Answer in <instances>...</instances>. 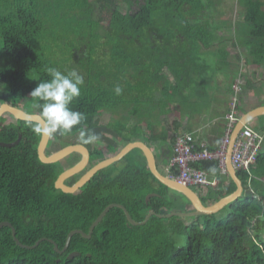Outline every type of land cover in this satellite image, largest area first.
<instances>
[{
	"label": "trees",
	"instance_id": "obj_1",
	"mask_svg": "<svg viewBox=\"0 0 264 264\" xmlns=\"http://www.w3.org/2000/svg\"><path fill=\"white\" fill-rule=\"evenodd\" d=\"M46 1L0 0L2 104L35 103L30 93L40 81L49 79L48 67L67 72L45 41L42 18L52 16L53 9L58 19L71 18L62 15L66 12L76 14L72 17L91 29L90 38H82L81 44L68 50L71 60L74 51L83 57L77 64L85 72L81 96L70 107L86 115L87 131L100 125L105 112L118 116V126L113 129L122 145L137 140L165 144L169 133L179 128V117L191 116L185 108L206 95L205 86H192L194 76L210 72L203 51L222 53L219 67L214 65L215 73L224 68L227 73L230 68L224 29L212 26L201 16L216 6L210 0H141L142 5L133 13L127 11L131 5L128 0ZM239 3L244 11L235 33L239 31L246 38L257 59L252 66L260 67L264 62V3ZM122 5L128 8L122 11ZM96 9L99 14H109L106 26L92 19ZM222 23L230 26L227 21ZM116 86L123 90L119 96L114 93ZM168 119L170 126L161 124ZM0 122L1 143H14L21 134L14 146L0 147V223L11 224L23 245L48 239L61 251L71 231L87 233L110 204L123 206L135 222L143 221L150 212L166 215L185 211L187 200L154 178L138 150L95 174L75 194H64L52 183L61 172L59 164L47 165L38 159L40 135L32 131V126L39 125L14 122L9 114H4ZM95 151L99 155L96 161L107 158V153ZM263 166L264 145L252 170L237 172L242 196L216 214L190 221L152 216L144 225L130 226L122 210L112 208L90 239L74 235L62 253L55 252L48 241L31 250L21 249L14 243L10 229L3 227L0 264H264V199L248 187L253 183L251 173ZM192 168L216 181L214 186L195 187L204 206L235 191L218 161H202ZM176 174L173 168L170 175ZM151 194L156 196L146 202ZM73 253L78 255L70 258Z\"/></svg>",
	"mask_w": 264,
	"mask_h": 264
},
{
	"label": "water",
	"instance_id": "obj_2",
	"mask_svg": "<svg viewBox=\"0 0 264 264\" xmlns=\"http://www.w3.org/2000/svg\"><path fill=\"white\" fill-rule=\"evenodd\" d=\"M4 114H9L10 117L15 119L16 121L32 122V123H36L39 126L43 127L44 122L39 114L27 113V112H24L6 103L0 104V118ZM262 116H264V106L255 108L247 112L235 123V126L230 136L229 145L226 151L225 173H227L231 181L234 183L236 189L230 195L220 198L216 202L209 204L207 206H204L201 203L198 193L195 192L192 188L179 184L174 178H172V176H165L161 174L157 169V161L155 158V154L145 142L140 141V140L132 141L130 143L123 145L122 148L118 150L116 154H114L113 156L107 157L106 159L101 160L97 162L95 165H93L86 173H84L80 177V179L75 184H73L72 186H65L63 185L64 180L77 174L84 168L87 162V154L84 153L85 149L80 145L66 146L50 156H45L44 151H45V147L47 145L49 137L40 135V140L37 145V155H38L39 161L43 164H47V165L54 164L72 153H78L82 155L81 160L75 166L63 171L62 174L59 175V177L57 178L55 182V188L58 190H61V192H63L64 194H75L84 185H86L95 174H97L101 170L107 169L113 164L118 163L133 150H138L143 155L146 161L147 168L149 169L150 173L154 176V178L160 184L165 186L167 189L182 195L187 200V203L185 205V211L170 213L167 215H158L156 213L150 212L144 217L143 221L135 222L134 220H132L129 213L126 211V209L123 206L118 205V204H110L100 213V215L96 218V220L90 225L87 233H84L80 230L71 231L67 235L65 245L61 251L58 250L57 246L55 245L53 241L48 240V239H39L32 246H26V245L21 244L16 238V233H15L14 228L11 226V224L7 222H1L0 229L3 227L9 228L11 231V236H12L14 243L21 249L31 250V249L36 248L42 241H48L50 244L54 246L53 248L55 252L62 253L68 248L70 240L74 235H80L84 239H90L93 233V230L100 224V222L109 212V210L112 208H118L122 210L125 216V219L130 226L144 225L145 223H147V221L152 216H156L161 219L177 217L180 220H184V219H192L194 217L209 216V215L216 214L220 212L222 209H224L227 205L231 204L232 202L240 198L244 192L242 183L239 180L237 173L234 171L231 165L230 158H231V154L233 151L235 141L239 133L244 128H246L247 125L250 124L253 120L259 117H262ZM90 132H94L97 135L98 138L95 141H102L107 144L111 142L110 141L111 139L110 137H108V135L109 136L113 135L114 137L117 136L113 130L107 127H104V126L93 127L90 130ZM19 139L15 143H10V144L0 143V147H12L19 142ZM111 147L115 149L113 145ZM170 163H171V158H170ZM153 196H156V195L155 194L148 195L146 197V202H148L149 199ZM77 255L78 253H73L70 256V258L76 257Z\"/></svg>",
	"mask_w": 264,
	"mask_h": 264
},
{
	"label": "crops",
	"instance_id": "obj_3",
	"mask_svg": "<svg viewBox=\"0 0 264 264\" xmlns=\"http://www.w3.org/2000/svg\"><path fill=\"white\" fill-rule=\"evenodd\" d=\"M228 1L230 0H222V2H220V5L218 7L215 6L208 10L210 11L215 8L214 9L216 10L215 13L223 17L224 21H227L230 24V26L227 27H224L223 24H221V26H223L224 29L222 33L225 36H228L226 38L227 40L226 46L231 42V46L228 48H230V51L231 49L232 50L235 49L234 53L232 54L233 56L232 55H231L232 57L228 56L227 61L230 62L233 57H239L244 59L245 57L256 58L254 57V54L251 51L252 49L250 45L246 42V38L243 35L239 34V31L235 33V29L237 25H233L231 21L226 20L224 18L228 14ZM259 1L264 3V0H259ZM235 5L236 7L234 14H237L239 16V22H240L241 16L244 11L243 5L239 3V0H237V3ZM240 10H242V13L239 14ZM263 11H264V7H263ZM235 39L237 45L239 44L238 48L236 46L232 47V44H235ZM240 47H241V51L239 50ZM237 49L239 51H237ZM209 53H211V56H214V52H212V50L206 51V54ZM239 58H235V59H239ZM252 76L253 78L251 77V75H241V76L237 75V77L233 78V80L231 78L230 80L232 83L234 80L236 81V82L234 81L235 84L233 86V92H231V94H229L228 90H225L222 87V84L220 83V80L226 78L227 75H225V77H222V75H203L201 77L197 75L193 77L194 79L193 81L194 85L192 84L193 88L196 86V84L200 87L205 86L206 95H201L198 101L192 104L193 107L191 106V108L188 107L185 108V112L189 111L191 116L185 114L184 116L179 117V120L181 121L179 128L177 130H173L172 131L173 133H169V137L165 144H160L159 142L153 144L140 140L145 142L155 154V158L157 161V169L161 174L165 176H171L170 172L174 168L170 163V158L172 157V141L176 135L178 134L191 135L195 144L205 145L210 150H215L217 149V147L219 146L225 135V131L227 129L226 118L230 112V105L233 100H236L238 97L236 104V113H235V117L237 119L236 122L247 112L255 108L264 106L263 103L264 87L262 86L264 83V78H262V75H252ZM243 77H245V80H243ZM249 83L250 86L247 85ZM259 83H261V85H258ZM217 84H219V88H217ZM244 85H246V90L243 89ZM224 94L225 96L223 97ZM174 119L177 121L176 117H174ZM160 122L162 125L164 123H166L168 126L171 125L170 119L162 120ZM257 122L264 123V116L253 120L250 124L247 125L246 128L252 130L253 132L258 133L257 131H255V127H257ZM143 127H145V125H143ZM173 127H175L174 124L171 128L173 129ZM261 138H262V148H261L262 150L264 145V137ZM151 145L155 146L157 152H155L154 149H152L153 146ZM222 174L224 173L222 172ZM206 176L209 183L211 184L216 183L214 178L211 179L208 175ZM196 192L199 195L198 189L196 190Z\"/></svg>",
	"mask_w": 264,
	"mask_h": 264
},
{
	"label": "rangeland",
	"instance_id": "obj_4",
	"mask_svg": "<svg viewBox=\"0 0 264 264\" xmlns=\"http://www.w3.org/2000/svg\"><path fill=\"white\" fill-rule=\"evenodd\" d=\"M48 1V0H47ZM46 1V2H47ZM64 1V0H63ZM131 5L128 8V6L122 5V11H125L126 8L128 12L133 13L136 12L139 9V6L142 5V1L139 0L137 3H135V0H128ZM211 2H213L214 4H216V7H218L220 5V1L221 0H210ZM237 0H230L228 1V14L224 17L226 20L231 21V23L233 25H237L239 23V16L237 14H234L235 11V7ZM215 9V8H214ZM210 10L208 12L203 13L201 16L204 19H207L210 21L212 26H219L220 28H223V26H221L222 21H224L223 17L219 16L218 14H216V10ZM57 12H55V10L53 9V11L51 12L52 16H46V18H42L44 21V25H45V41L47 42V47L49 48H53L54 49V57L57 60V62H59V64L61 62H63V66L64 69L63 71H69L72 69H76L80 75H84L85 72L84 70L81 68L82 65L77 64L78 62H81V59L83 57L80 56V54H77L78 52L74 51L72 52V60L69 58L70 54H68V50L71 48V46L73 45H79L81 44V39L85 38L87 36H89L90 38V32L91 29L89 27H87V24L82 23L79 21V19H74L72 16L76 15V14H71L69 12L63 13L70 15L71 18H67L64 17L62 19V17H60V19L57 18L56 15ZM59 13V12H58ZM242 13V10L239 11V14ZM61 14V13H59ZM78 15V14H77ZM92 19H94L95 21H100V25L101 26H106L107 22H108V17L109 14L108 13H103V14H99V12L96 10H94V12L91 15ZM54 18H57L58 20H54ZM94 29H92L93 31ZM228 36H226L227 38ZM230 38V37H229ZM231 44H228L227 46H225V48L230 47ZM237 47L239 46V44L237 45L236 43V39H235V44H232V47ZM222 48V47H221ZM223 47V49H225ZM241 51V47L239 49ZM237 49V51H239ZM235 49H231L228 48L226 50V52L228 54H226V56H230L232 57L233 53H234ZM222 55V53L218 52L215 53L214 52V56H211V53L206 54V52H202V56L204 58V64L206 66H208L210 72L208 73H204L205 75H222V77H225V75H227L226 78H223L222 80H220V83L222 84V87L225 90H228L229 94H231V92H233V86H234V81L233 83L231 82V78L233 80V78L237 77V75L241 76V75H251V77L253 78L252 75H262V78H264V62H262L260 67H257L254 65V67L252 66L253 63L255 61H257L256 58H239V57H233L230 61V65H229V69L227 70V73L224 72L226 69H223V72L220 71L221 73H215L214 67L217 66V61L219 60V56ZM232 55V56H231ZM244 57V56H243ZM235 58H239V59H235ZM244 60V61H243ZM216 61V64H215ZM78 65V66H77ZM215 65V66H214ZM219 67V66H217ZM223 68V67H221ZM233 75V76H231ZM235 75V76H234ZM203 76V75H200ZM243 80H245V77H243ZM236 82V81H235ZM204 85V84H203ZM248 86H250V83L247 84ZM258 85H261V83H259ZM252 86V85H251ZM264 87V83L262 85ZM217 88H219V84H217ZM243 89L246 90V85L243 86ZM238 91V90H236ZM228 94V93H227ZM225 96V94L223 95V97ZM237 97V96H236ZM237 100L238 97L236 99V104H237ZM18 105L20 106H24L25 108H28L29 105H31V113H36L37 111H39V109L37 107H35V103H26L23 104L21 102H17ZM264 103V102H263ZM192 105V104H191ZM193 107V105H192ZM35 109V111H34ZM118 116L116 115H111L110 113H103L102 116L100 117V123L102 125H108L109 128H114L115 126H118L117 123ZM124 121V120H123ZM125 122V121H124ZM106 127V126H105ZM255 131H257L259 133V135L261 137H264V123L263 122H257V127H255ZM152 149H154L155 152L156 148L154 145ZM249 175V173H247ZM251 178L253 180L252 184H248L249 190L252 194L256 195H260L261 197L263 196L264 199V166L261 167L258 170H254V172L251 173ZM214 185V184H213ZM192 189L197 190L195 187H192ZM259 198V197H258ZM191 219H184V221H190ZM261 240L264 241V232L261 235ZM181 245H184V241L183 239L179 240Z\"/></svg>",
	"mask_w": 264,
	"mask_h": 264
},
{
	"label": "built area",
	"instance_id": "obj_5",
	"mask_svg": "<svg viewBox=\"0 0 264 264\" xmlns=\"http://www.w3.org/2000/svg\"><path fill=\"white\" fill-rule=\"evenodd\" d=\"M235 113L236 100H233L226 118L227 129L225 135L214 151L208 150L205 145L195 144L191 135L178 134L174 137L171 165L176 169L177 174L172 178L179 184L190 188L214 186L209 183L204 172L192 168V165L202 161L216 160L221 172L225 173L226 151L237 120ZM261 148V136L248 128H244L235 141L230 158L234 171L236 173L250 171L256 165V158Z\"/></svg>",
	"mask_w": 264,
	"mask_h": 264
},
{
	"label": "clouds",
	"instance_id": "obj_6",
	"mask_svg": "<svg viewBox=\"0 0 264 264\" xmlns=\"http://www.w3.org/2000/svg\"><path fill=\"white\" fill-rule=\"evenodd\" d=\"M47 74L49 79L40 81L30 93L44 122L43 127L32 126V131L49 138L76 132L82 145L92 144L98 137L94 132L85 130L86 115L70 107L81 96L84 77L76 69L62 72L56 67H48ZM122 91L119 86L114 88L117 96Z\"/></svg>",
	"mask_w": 264,
	"mask_h": 264
},
{
	"label": "flooded vegetation",
	"instance_id": "obj_7",
	"mask_svg": "<svg viewBox=\"0 0 264 264\" xmlns=\"http://www.w3.org/2000/svg\"><path fill=\"white\" fill-rule=\"evenodd\" d=\"M17 102H21L23 104L28 103L27 101H16V102H11V103H6V104H9V105H11V106H13L15 108H18V109H20V110H22L24 112L31 113V111H30L31 110L30 109L31 105H29L28 108H25L24 106L18 105ZM0 104H2V103H0ZM34 111H35V109H34ZM36 114H38V113H36ZM11 119L14 122L16 121L13 118H11ZM1 125L2 124L0 122V126ZM100 126H106L107 128H109L108 125H102V124L98 125L96 127H100ZM109 129L113 130L116 133L117 136L114 137L111 134L113 136L112 137V136L108 135V137H110V139H111L110 140L111 142H109L108 144L105 143V142H102V141H94L90 145H82L79 142L78 134H76L74 136H71V137H68V136H60V137L55 136V137H52V138L48 139V142H47V145H46L45 151H44L45 156H50V155L56 153L57 151L61 150L62 148L66 147V146H72V145H80V146H82L85 149L84 153L87 154V162H86L84 168L80 172H78L77 174H75V175L67 178L66 180H64L63 181V185L72 186L73 184H75L80 179V177L84 173H86L93 165H95L97 162H99V161H96L98 159L99 155L96 153L95 149H99V152L101 153V155H104V154L107 153L106 157H110V156H113L114 154H116L118 152V150H120L122 148L123 145L121 143V140L119 138V135H118L117 131L112 129V128H109ZM19 137L21 138V134L18 135L17 140L19 139ZM10 143L11 142L4 143V144H10ZM112 145L114 146L115 149H113L111 147ZM81 158H82L81 154L72 153V154L68 155L67 157L61 159L60 161L54 163V164H59V166L61 168V172L57 175L56 179L52 182L54 188H55V182H56L57 178L59 177V175L62 174V172L65 171L66 169H69V168L75 166L81 160Z\"/></svg>",
	"mask_w": 264,
	"mask_h": 264
}]
</instances>
